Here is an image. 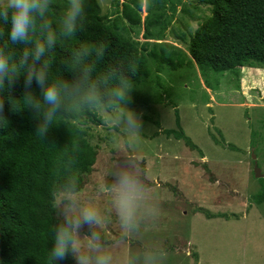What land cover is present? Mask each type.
Here are the masks:
<instances>
[{
    "label": "clouds",
    "instance_id": "obj_1",
    "mask_svg": "<svg viewBox=\"0 0 264 264\" xmlns=\"http://www.w3.org/2000/svg\"><path fill=\"white\" fill-rule=\"evenodd\" d=\"M54 3L0 0V128L8 126L6 102L12 113L31 111L36 121L34 136L43 142L51 129L64 125L71 134L70 125L78 124L86 114L93 115L109 134L113 160L86 193L75 168L74 145L69 150V139L61 148L63 158L49 192L55 222L44 264H63L65 260L74 264H168L167 245L144 239L161 211L141 150L143 115L130 106L133 92L144 89L133 79L138 72L137 58L100 67L108 53L107 43L81 41L54 63L61 41L72 40L89 28L88 0H66L56 18L52 15ZM138 6L143 9L145 0ZM21 77L24 91L15 97L11 92ZM100 196L106 199L102 202ZM113 224L117 237L110 243ZM84 228L87 232L82 234ZM134 239L141 241L139 247L122 249L119 254L114 251L116 244Z\"/></svg>",
    "mask_w": 264,
    "mask_h": 264
},
{
    "label": "rangeland",
    "instance_id": "obj_2",
    "mask_svg": "<svg viewBox=\"0 0 264 264\" xmlns=\"http://www.w3.org/2000/svg\"><path fill=\"white\" fill-rule=\"evenodd\" d=\"M98 1L102 13L114 10L112 0ZM198 5L204 11L198 12L201 20L210 13V6ZM182 7L175 13L168 11L172 24L165 36L166 41L184 49L185 43L179 44L170 32L175 28L193 32L200 20L183 14ZM146 14L144 7L142 17ZM143 31L142 27L136 36L141 41ZM239 74L238 81L229 72H209L208 84L198 70L163 72L164 79L175 82L164 101L158 98L160 90L149 84L139 85L144 89L132 94L131 104L143 115L141 150L161 211L144 239L167 245L168 264H264V202L255 199L264 191V69L250 72L247 68ZM174 105L184 133L199 146L204 158L184 141L167 137L147 119L161 122L163 130L176 129ZM91 133V142L99 148L83 187L86 193L113 160L107 131L92 125ZM100 199L103 202L106 197ZM86 232L84 228L82 234ZM116 237L113 224L109 242H115ZM140 242L134 239L116 244L114 251L119 254L122 249L137 248Z\"/></svg>",
    "mask_w": 264,
    "mask_h": 264
},
{
    "label": "trees",
    "instance_id": "obj_3",
    "mask_svg": "<svg viewBox=\"0 0 264 264\" xmlns=\"http://www.w3.org/2000/svg\"><path fill=\"white\" fill-rule=\"evenodd\" d=\"M112 1L114 10L104 14L98 0H88L87 32H78L72 40L61 41V47L54 53V63L58 64L81 41H104L108 45V53L100 67L135 56L138 72L133 79L138 85L149 84L158 88L160 101L167 98L175 83L164 79L163 72L199 69L205 77L209 72L229 71L238 80L239 72L247 69L243 67H251L250 72L252 68H264V0H198L210 6V13L201 20L198 12L204 11L194 0L191 3L146 0L147 14L144 18L143 9L138 6L140 0ZM65 2L55 0L53 18L59 15ZM180 5L183 6V14L200 20L193 32L176 28L170 32L175 34L179 44L185 43L186 49L166 41L165 36L172 24L168 11L175 13ZM142 27L144 40L141 41L136 36ZM13 47L18 49L20 46ZM32 87L39 91L35 83ZM23 91L21 77L11 94L20 97ZM174 108L176 129L163 130L161 122L147 119L154 121L167 137L184 141L202 158L205 157L199 146L184 133L177 105ZM4 116L8 126L0 128V261L3 264H44L47 249L52 246L50 230L55 222L49 205V192L56 179L54 171L63 158L61 148L69 139V150L74 145L77 153L75 168L83 187L98 157L99 147L91 142V127L100 126V123L95 116L86 114L78 124L70 125L71 134L64 125H60L51 129L43 142L34 136L36 121L30 110L12 113L6 102ZM255 199L259 204L264 202V191ZM72 263L71 260L63 262Z\"/></svg>",
    "mask_w": 264,
    "mask_h": 264
},
{
    "label": "water",
    "instance_id": "obj_4",
    "mask_svg": "<svg viewBox=\"0 0 264 264\" xmlns=\"http://www.w3.org/2000/svg\"><path fill=\"white\" fill-rule=\"evenodd\" d=\"M255 169H256V174H257V176H258V177L262 176V175H261V172H260V170H259V168L256 167Z\"/></svg>",
    "mask_w": 264,
    "mask_h": 264
}]
</instances>
